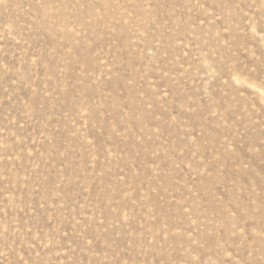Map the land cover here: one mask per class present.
<instances>
[{"label":"rangeland","instance_id":"374dc122","mask_svg":"<svg viewBox=\"0 0 264 264\" xmlns=\"http://www.w3.org/2000/svg\"><path fill=\"white\" fill-rule=\"evenodd\" d=\"M0 264H264V0H0Z\"/></svg>","mask_w":264,"mask_h":264}]
</instances>
